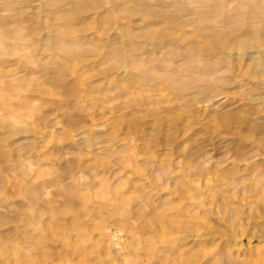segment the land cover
<instances>
[{"label":"rangeland","instance_id":"obj_1","mask_svg":"<svg viewBox=\"0 0 264 264\" xmlns=\"http://www.w3.org/2000/svg\"><path fill=\"white\" fill-rule=\"evenodd\" d=\"M0 264H264V0H0Z\"/></svg>","mask_w":264,"mask_h":264}]
</instances>
